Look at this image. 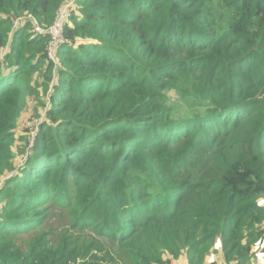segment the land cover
Returning <instances> with one entry per match:
<instances>
[{
    "label": "trees",
    "instance_id": "obj_1",
    "mask_svg": "<svg viewBox=\"0 0 264 264\" xmlns=\"http://www.w3.org/2000/svg\"><path fill=\"white\" fill-rule=\"evenodd\" d=\"M0 49V264L264 259V0H0Z\"/></svg>",
    "mask_w": 264,
    "mask_h": 264
},
{
    "label": "built area",
    "instance_id": "obj_2",
    "mask_svg": "<svg viewBox=\"0 0 264 264\" xmlns=\"http://www.w3.org/2000/svg\"><path fill=\"white\" fill-rule=\"evenodd\" d=\"M73 2L68 3L60 14L57 17L55 23L49 29H43L40 26L36 28V32L40 35H49L50 43L48 47L49 58L55 63V71L58 70V60L56 58V50L64 45L63 33L66 25L67 18L69 16L70 8L72 7ZM26 18H18L15 19L14 22V29H16L21 22H23ZM28 19H32L28 17ZM7 49H0V60L6 55ZM170 264H178L177 262H172Z\"/></svg>",
    "mask_w": 264,
    "mask_h": 264
},
{
    "label": "rangeland",
    "instance_id": "obj_3",
    "mask_svg": "<svg viewBox=\"0 0 264 264\" xmlns=\"http://www.w3.org/2000/svg\"><path fill=\"white\" fill-rule=\"evenodd\" d=\"M33 115L34 114H30V113H27L24 117H23V119L20 121V122H18V129H17V131L15 132L16 133V137H17V139H18V141H17V143L16 144H19V146L17 147V149L15 148L14 149V151L16 152V151H20V149H22L21 148V146H25L26 145V142L25 141H21V136H22V133H23V130L24 129H29L30 131H32V132H34L33 133V135H32V140L30 141V142H32L33 141V139H34V135H35V133H36V131H37V128H38V126L42 123V121H43V117L42 118H34L33 117ZM20 139V140H19ZM32 145H30V146H26V147H24V151H25V149H26V154H29V155H31L32 153H31V151H30V147H31ZM26 154L25 155H22V156H20V157H18L19 159L17 160V161H22V159L24 158V157H26ZM262 255H260L259 257H258V260H254V263H256V264H259L260 262H263L264 261V259H262V257H261ZM262 259V260H261ZM184 261V260H183ZM172 262H177L178 264H184V263H180L179 261H176V260H173ZM171 262V263H172Z\"/></svg>",
    "mask_w": 264,
    "mask_h": 264
},
{
    "label": "crops",
    "instance_id": "obj_4",
    "mask_svg": "<svg viewBox=\"0 0 264 264\" xmlns=\"http://www.w3.org/2000/svg\"><path fill=\"white\" fill-rule=\"evenodd\" d=\"M219 257V256H218ZM215 259H218L219 260V258H217V257H214ZM263 259V258H262ZM261 259V260H262ZM257 263V262H256ZM256 263H254V262H252V264H256ZM259 264H264V261L263 262H260Z\"/></svg>",
    "mask_w": 264,
    "mask_h": 264
}]
</instances>
